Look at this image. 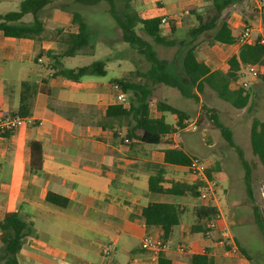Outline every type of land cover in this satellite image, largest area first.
Listing matches in <instances>:
<instances>
[{"label": "crops", "instance_id": "obj_1", "mask_svg": "<svg viewBox=\"0 0 264 264\" xmlns=\"http://www.w3.org/2000/svg\"><path fill=\"white\" fill-rule=\"evenodd\" d=\"M128 1L144 17L169 18L177 30L182 28L185 19L191 29L195 27L194 13L210 5V0ZM49 8L53 9V16L48 22L59 23L64 27V34L77 32L71 12L54 6ZM41 19L45 21L42 16ZM223 19L238 41L245 28H250L252 39L257 40L264 31V0H240L224 12ZM206 36L211 38V34ZM54 45L55 41L47 35L42 40L0 39V116L14 117L10 115L17 113L23 82H30L37 88L32 108V119L37 124L12 132L7 138L0 137V215L8 211L19 213L31 226L30 236L20 252V263L160 264L162 261L163 264H195L193 256H201L206 258L196 264H255L220 204L222 219L215 230L205 232L208 222L198 224L196 218L197 208L202 207L198 197L190 193L175 196L150 192L149 178L157 172L156 166L164 169L162 185L165 189L171 188L173 183L203 186L187 167L165 162V151L169 148L198 157L185 150L179 140L181 130L166 135L160 145L133 148L122 145L126 128L114 135L103 130L97 122L108 106L120 104L113 80L123 79V75L118 73L108 81L84 77L79 83L52 78L50 60L42 53L56 50ZM240 47V43L233 46L211 44L200 52L196 48V53L211 71L226 73L228 60L238 54ZM63 63L66 66V61ZM241 81L249 82L254 88L255 118L264 122V83L248 73L238 83ZM199 99L202 103L201 95ZM160 101L152 97V116L164 117L167 123L175 126V115L169 120V113L158 112ZM153 103H156L154 112ZM249 125L251 132L252 122L247 128ZM245 133L247 139L248 133ZM32 141L42 144L41 155L34 154L33 159L34 167L41 169L39 172L32 167ZM260 164L264 168V164ZM209 170L212 169L207 168V176L217 183V193L225 191L227 175L214 170L209 174ZM49 193L65 198L67 206L62 208L49 203ZM153 203L174 204L182 211L180 224L167 240L170 250L157 257L141 248L147 234L162 238L159 229H148L141 219L142 209ZM232 232L246 254L241 250L238 255L226 254L221 242L224 237L234 238ZM112 242L116 251L106 260L102 251ZM179 245H185L188 253H179Z\"/></svg>", "mask_w": 264, "mask_h": 264}, {"label": "trees", "instance_id": "obj_2", "mask_svg": "<svg viewBox=\"0 0 264 264\" xmlns=\"http://www.w3.org/2000/svg\"><path fill=\"white\" fill-rule=\"evenodd\" d=\"M240 0H210V5L200 13H194L196 26L188 31L189 39L180 40L178 43L169 40L165 36L161 25V17H144L134 6H131L128 0H24L20 4L18 11L0 14V39H37L42 40L47 34L46 26L41 19L42 13L49 7H58L60 10L69 11L73 16V25L77 32L61 33L58 32L60 44L65 45L64 50H51L42 53L50 60V68L53 71L52 78L61 77L79 83L84 77L96 76L105 77L108 74L107 64L103 60H97L89 65H83L75 68H68L64 65L65 58H73L81 51L92 47L93 35L85 15V8H92L102 3H108L105 9L111 15L120 29L121 38L124 43L130 46L138 54L143 56L150 64V69L145 72H137L136 75L141 82L129 81L127 79H115L114 85H118L121 91L126 95L129 105L123 104L110 105L105 110L104 116L97 125L103 130H108L117 135L118 131L126 128V133L121 139V144L129 148L139 145H160L166 135L177 133L186 128L185 121L189 120V114L165 101L157 103V110L161 113H171L177 117L176 125H171L165 121L164 117L155 118L151 114L150 103L156 85H166L176 88L180 93L190 99L199 102V96L204 94L206 88L213 90L217 96L232 105L236 109L251 107V94L242 85L237 86L238 81L244 77V70L249 65H259L260 74L257 77L264 83V45L255 43L254 45L242 44L237 55L228 60L229 69L226 73L222 71H211V69L199 60L196 53V41L205 35H210L211 44L223 46H233L239 43L233 35L232 28L228 22L223 19L224 12L231 6L237 4ZM31 16L30 21L25 18ZM140 30L145 36L149 37L154 44L158 46L171 47L178 44L186 49L183 58L184 76L180 81H174L168 70V62L161 59L153 44L139 34ZM170 32L174 36L178 32L173 22L170 21ZM235 88L232 89L231 86ZM193 87L191 93L187 87ZM23 91L20 98V107L16 114L10 116H19L23 118L32 117L33 101L36 95V86L30 82H23ZM74 111V109H72ZM208 116L213 125L221 132L226 142L239 154L240 161L245 170V179L247 191L251 199L254 200L252 188V165L246 160L244 151L236 144L231 128L226 126L219 117V112L215 109H207ZM12 132H1V138H7ZM250 142L252 153L259 161L264 164V122L254 118L251 125ZM32 158V167L39 172L40 167L33 165L34 154L41 155L42 144L38 141L30 143ZM193 160H199L198 157H190L181 149L169 148L165 151V162L171 165L188 167ZM255 166V165H254ZM253 166V168H254ZM157 172L149 178V190L152 193L169 194L175 196H184L187 193L193 196H199L198 185H187L185 183H173L172 187L165 189L163 187L164 169L156 166ZM208 173H212L209 170ZM47 201L51 204L65 208L67 200L56 194L49 193ZM255 219L257 225L264 232V215L260 208L254 203ZM181 209L179 206L170 203H153L142 209L141 219L148 229L156 228L160 230L162 239H170L173 230L180 224ZM218 215L216 207H200L196 210L198 224L202 221L209 222ZM194 227V231L197 229ZM205 232H209L206 229ZM31 226L25 221L19 213L8 211L4 213L0 221V243L2 254L0 261L3 264H21L20 252L30 236ZM239 246V245H238ZM241 252H246L239 246ZM206 257L193 256V262L196 264L199 260ZM160 264H163L160 261Z\"/></svg>", "mask_w": 264, "mask_h": 264}, {"label": "rangeland", "instance_id": "obj_3", "mask_svg": "<svg viewBox=\"0 0 264 264\" xmlns=\"http://www.w3.org/2000/svg\"><path fill=\"white\" fill-rule=\"evenodd\" d=\"M24 0H0V13H8L18 11L20 3ZM67 1V0H66ZM108 3H102L92 8L83 9L84 15L91 26L93 40L92 47H88L81 51L73 58H65L68 68H75L83 65H89L97 60L106 62L108 75L106 77L87 76V78H100L108 81L115 77L118 73L123 75L124 79L134 82L142 80L136 75L137 72H145L150 69V64L146 59L133 50L130 46L122 41L120 29L116 27L114 19L106 12ZM53 9H47L42 18L45 20L47 28V37L55 41L56 51L64 50L65 45L60 44L58 32L64 33V27L60 24L48 22V18L53 16ZM26 21H30L31 16H27ZM195 22V21H194ZM188 20H184L183 26L176 35H172L169 26H163L164 33L169 40L178 43L180 40L189 39ZM139 34L145 36L140 30ZM154 46L158 56L168 62V70L174 81H180L184 76L183 58L187 51L178 44L171 47L158 46L147 36H145ZM210 37L204 36L200 42L196 43L198 52L205 46H210ZM243 81L237 84L240 86ZM248 83L246 90L251 94V107L244 109H236L229 103L221 100L217 94L210 88H206L204 94H201V102L194 99L184 97L179 90L163 84L154 87L153 97L158 100H166L171 105L185 110L189 113V121L197 122V130L192 131L189 128L180 131L179 140L184 144L185 150L189 154L198 156L208 169L221 171L227 175L228 181L226 190H220L217 198L222 212L228 220L234 223V230L242 239L247 250L252 254L255 264H264V232L256 223L254 203L264 212V193L262 190L264 183V168L261 166L258 158H254L250 143V125L253 118L257 116L256 106L254 104V88ZM187 90L191 93L194 88L189 86ZM153 112L156 103H153ZM215 109L219 112L221 121L234 130L236 133V141L242 147L246 160L252 165V188L254 200L251 199L247 191L245 170L240 161L239 154L235 148L231 147L221 134V132L213 125L208 116L207 109ZM169 120L174 119L173 114H168ZM244 131V133H243ZM248 138L246 139V133ZM244 134V135H243ZM182 146V144H180ZM256 162V163H255ZM255 165V166H254ZM254 166V168H253ZM233 215V217H232ZM3 215H0V219ZM232 230V228H231ZM234 235V232H232ZM234 239H236L234 235ZM2 254V246L0 243V256ZM0 264H3L0 261Z\"/></svg>", "mask_w": 264, "mask_h": 264}, {"label": "built area", "instance_id": "obj_4", "mask_svg": "<svg viewBox=\"0 0 264 264\" xmlns=\"http://www.w3.org/2000/svg\"><path fill=\"white\" fill-rule=\"evenodd\" d=\"M161 25L162 26H169L170 27V19L167 17L161 18ZM251 29L245 28L242 32V35L239 39V43L242 44H249L254 45L255 43H259L261 45H264V31L261 33L259 39L253 40L251 36ZM41 61V60H39ZM245 73L250 74L252 77L257 78L260 74V66L259 65H249L244 70ZM243 87H247L248 83L243 82L241 83ZM114 88L117 90V100L120 104H123L124 106L129 105V101L126 97V95L121 91L120 86L114 85ZM186 125V128L191 129L192 131L197 130V122H190L189 120L184 122ZM37 123L30 118H23L19 116L14 117H5L0 116V133L1 132H15L21 128L25 127H32L36 125ZM185 128V129H186ZM189 172L198 177L202 182L203 186L198 190L199 196L202 207L212 206L216 207L218 209V215L210 220L207 225V229L210 231H213L217 228L218 222L222 219V214L219 211V201L217 198V189L218 185L217 183L210 179L207 176V166L200 160H193L191 165L187 167ZM263 193H264V183L262 187ZM209 234V233H208ZM223 245L226 247V254L233 256L240 254V249L238 246V243L233 237H224L222 242ZM141 248L144 251L152 253L154 256H159L161 253H165L168 250H170L171 245L168 241L163 240L161 237L153 236V235H145V237L142 239L141 242ZM116 251V245L115 243H109L104 246L102 251V256L104 259L109 260L114 252ZM177 251L179 253L185 254L188 253V248L185 245H179L177 247Z\"/></svg>", "mask_w": 264, "mask_h": 264}, {"label": "water", "instance_id": "obj_5", "mask_svg": "<svg viewBox=\"0 0 264 264\" xmlns=\"http://www.w3.org/2000/svg\"><path fill=\"white\" fill-rule=\"evenodd\" d=\"M263 215H264V212H263Z\"/></svg>", "mask_w": 264, "mask_h": 264}]
</instances>
